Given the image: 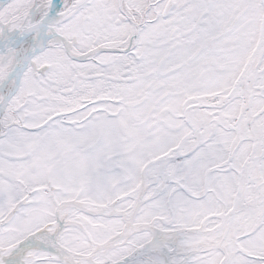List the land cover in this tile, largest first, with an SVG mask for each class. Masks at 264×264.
Listing matches in <instances>:
<instances>
[{
	"label": "snow or ice",
	"instance_id": "snow-or-ice-1",
	"mask_svg": "<svg viewBox=\"0 0 264 264\" xmlns=\"http://www.w3.org/2000/svg\"><path fill=\"white\" fill-rule=\"evenodd\" d=\"M0 264H264V0H0Z\"/></svg>",
	"mask_w": 264,
	"mask_h": 264
}]
</instances>
